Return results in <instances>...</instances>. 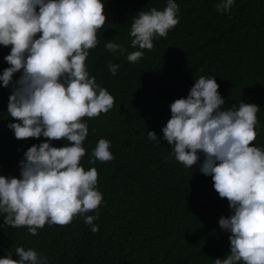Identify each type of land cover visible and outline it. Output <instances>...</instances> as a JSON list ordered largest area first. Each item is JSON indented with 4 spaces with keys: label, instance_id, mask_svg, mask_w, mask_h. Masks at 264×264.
Returning a JSON list of instances; mask_svg holds the SVG:
<instances>
[{
    "label": "trees",
    "instance_id": "trees-1",
    "mask_svg": "<svg viewBox=\"0 0 264 264\" xmlns=\"http://www.w3.org/2000/svg\"><path fill=\"white\" fill-rule=\"evenodd\" d=\"M178 24L166 37H156L151 50L136 62L131 47V23L139 11L163 10L167 0H104L106 23L99 43L86 59L90 76L106 88L115 106L96 118H85L88 136L81 161L98 171L103 194L99 231L77 216L67 226L45 225L33 236L27 227L3 224L0 213V258L17 247L35 250L47 264H215L230 251L229 233L219 227L229 216L226 199L213 188L211 176L199 166L177 162L162 128L169 105L186 97L200 76L215 78L225 109L240 102L260 106L255 146L264 149V0H234L228 12H218L220 0H175ZM111 40L124 54L105 49ZM0 46V73L8 67ZM109 63L119 65L115 75ZM20 73L13 76L18 79ZM9 87L0 86V175L19 177L24 151L45 138L16 139L7 113ZM154 131L160 143L148 139ZM110 141L114 159L89 163L99 139ZM60 147L65 141H51ZM203 157H201V160ZM89 212L87 215H95Z\"/></svg>",
    "mask_w": 264,
    "mask_h": 264
},
{
    "label": "clouds",
    "instance_id": "clouds-1",
    "mask_svg": "<svg viewBox=\"0 0 264 264\" xmlns=\"http://www.w3.org/2000/svg\"><path fill=\"white\" fill-rule=\"evenodd\" d=\"M233 2L220 0L217 11L228 12ZM177 12L175 0H167L163 10L139 11L129 32L131 47L139 50L128 53L127 60L138 61L143 50L153 49L154 38L166 37L179 22ZM106 20L104 0H0V46H10L0 86L11 85L7 113L16 121L8 127L16 139L45 138L24 151L19 177L0 175L4 225L27 227L35 236L46 224L64 227L82 216L93 233L99 231L94 223L103 203L98 171L85 170L81 161L89 132L85 118L115 106L86 65ZM105 49L126 51L111 40ZM108 67L113 75L119 69L113 63ZM224 105L216 79L200 76L186 97L169 105L162 139L177 162L186 168L198 165L203 175L211 176L214 190L232 210L218 220L229 233L230 251L215 258V264H264V149L254 144L260 106L243 101L238 107ZM147 136L160 143L154 131ZM65 140L60 147L51 143ZM109 149L110 141L99 139L89 163L113 160ZM15 254L18 259L7 255L0 264H47L31 248L17 247Z\"/></svg>",
    "mask_w": 264,
    "mask_h": 264
}]
</instances>
